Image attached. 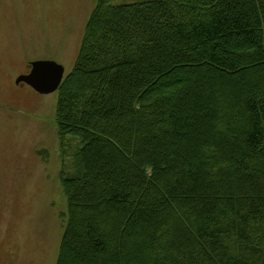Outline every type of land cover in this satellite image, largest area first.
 <instances>
[{"label": "trees", "instance_id": "trees-1", "mask_svg": "<svg viewBox=\"0 0 264 264\" xmlns=\"http://www.w3.org/2000/svg\"><path fill=\"white\" fill-rule=\"evenodd\" d=\"M56 91V264H264V0H97Z\"/></svg>", "mask_w": 264, "mask_h": 264}, {"label": "rangeland", "instance_id": "rangeland-1", "mask_svg": "<svg viewBox=\"0 0 264 264\" xmlns=\"http://www.w3.org/2000/svg\"><path fill=\"white\" fill-rule=\"evenodd\" d=\"M96 1L0 0V264H56L66 213L60 172L72 173L78 141L58 134L57 91L15 82L34 61L62 65L65 77Z\"/></svg>", "mask_w": 264, "mask_h": 264}, {"label": "water", "instance_id": "water-1", "mask_svg": "<svg viewBox=\"0 0 264 264\" xmlns=\"http://www.w3.org/2000/svg\"><path fill=\"white\" fill-rule=\"evenodd\" d=\"M30 65V71L19 76L16 80L17 83L24 81L41 94H48L58 89L64 78L62 65L53 61H34Z\"/></svg>", "mask_w": 264, "mask_h": 264}, {"label": "flooded vegetation", "instance_id": "flooded-vegetation-1", "mask_svg": "<svg viewBox=\"0 0 264 264\" xmlns=\"http://www.w3.org/2000/svg\"><path fill=\"white\" fill-rule=\"evenodd\" d=\"M30 69H31V65L28 66L27 70H26L23 74H27V73L30 71ZM15 83H16V85H19V84H22V83L28 85V84L25 83L24 81H20V82H18V83L15 82ZM28 86H29V85H28Z\"/></svg>", "mask_w": 264, "mask_h": 264}]
</instances>
